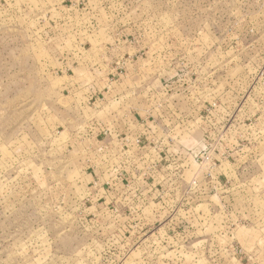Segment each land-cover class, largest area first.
<instances>
[{"label":"rangeland","instance_id":"1","mask_svg":"<svg viewBox=\"0 0 264 264\" xmlns=\"http://www.w3.org/2000/svg\"><path fill=\"white\" fill-rule=\"evenodd\" d=\"M0 264H264V0H0Z\"/></svg>","mask_w":264,"mask_h":264}]
</instances>
